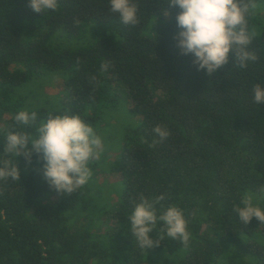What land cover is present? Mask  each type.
<instances>
[{
  "label": "trees",
  "instance_id": "trees-1",
  "mask_svg": "<svg viewBox=\"0 0 264 264\" xmlns=\"http://www.w3.org/2000/svg\"><path fill=\"white\" fill-rule=\"evenodd\" d=\"M133 2L135 26L110 12L109 0H58L46 13L28 0H0V160L20 171L0 180V264H264V224L253 217L244 225L233 210L245 193L264 210V103L253 102V86L264 87V29L250 45L257 62L237 69L230 61L208 77L176 47L178 6ZM248 22L254 30L260 14ZM55 74L63 77L57 107L31 105L42 94L29 87ZM21 110L37 112L33 125L15 122ZM49 113L79 114L94 129L107 122L121 135L115 158L91 161V179L68 196L49 187L36 154L31 164L4 155L7 131L35 135ZM156 125L169 136L152 147ZM103 164L120 181L102 204L93 192ZM141 193L183 210L187 247L161 233L162 222L150 233L163 235L159 247L136 245L129 216Z\"/></svg>",
  "mask_w": 264,
  "mask_h": 264
},
{
  "label": "clouds",
  "instance_id": "clouds-1",
  "mask_svg": "<svg viewBox=\"0 0 264 264\" xmlns=\"http://www.w3.org/2000/svg\"><path fill=\"white\" fill-rule=\"evenodd\" d=\"M166 3L180 9L175 17L179 31L173 39L180 55L193 57L192 64L197 71H205L212 77L230 61H234L233 67L246 69L250 62L259 60L256 52L250 50L256 32L250 31L248 22L258 7L255 0H167ZM109 4L110 12L118 14L124 25L140 23L138 6L133 0H109ZM28 7L36 13L55 11L58 0H28ZM161 15L168 17L170 12L165 8ZM109 66L102 64L101 71H106ZM253 102L264 103V87L260 84L253 86ZM14 120L17 124L33 125L37 112L21 110ZM153 132L159 140H153L152 147L169 136L168 130L160 125H156ZM5 139L4 155H23L31 164L32 156L36 154L37 162H42L39 171L43 179L57 194L67 196L88 183L92 177L89 163L99 159L103 150L102 138L79 114L49 113L36 128L35 135L7 131ZM9 178L20 179L18 165L10 159L0 160V180ZM260 192L264 194V186ZM165 199V195L149 199L141 193L140 202L135 204L129 216L131 235L142 251L160 246L163 235L156 239L150 237L158 222L163 224L161 233L188 246L191 235L188 220L179 207H165ZM157 205L160 206L159 215ZM233 210L244 225L253 217L264 224V210L254 203L251 193H245Z\"/></svg>",
  "mask_w": 264,
  "mask_h": 264
},
{
  "label": "rangeland",
  "instance_id": "rangeland-1",
  "mask_svg": "<svg viewBox=\"0 0 264 264\" xmlns=\"http://www.w3.org/2000/svg\"><path fill=\"white\" fill-rule=\"evenodd\" d=\"M257 5H258V7L256 8L255 13L260 14L261 23L254 27V31L256 33H260L264 29V3H258ZM258 10H260V13ZM62 85H63L62 75L61 74H55L52 77V80L45 83L42 87H39L38 84H36V86H33V85L30 86L29 88H34L35 91L40 92L42 94L41 98H39V99L31 96V98H30V103L32 102L31 105L33 104V106H37V104L43 102L44 104L48 103V105H49V103H53L52 105H55V107H57V105L59 104L58 100H59V98H61L60 95L62 94V90H63ZM27 91H28V88H26L24 90V92L26 94H27ZM29 93H30V91L28 92V94ZM118 116L120 119L117 118L114 120V122L116 123V125H121V123L123 125V123L126 120V116L125 115H118ZM106 123L107 122L103 123L97 129H94V130H96V133L102 138L103 146L105 148H107V150L104 149L103 152H101V154L104 153L103 155L107 159L112 160L115 158V156L117 154L115 149L120 144L119 141H120L121 135H120L119 131H117V128L115 126H113L111 124H106ZM114 131L115 132L117 131L116 134L118 133L119 135H115ZM105 150H106V152H105ZM97 175H98L97 176L98 177L97 182L94 185L95 192H93L95 195L94 198H95V201L100 199L99 202H101L103 204L104 202H108L109 196H111L114 193V189L111 192H109L108 189L112 185L118 184V182L120 181V175L118 173L111 172L108 164H103L101 167V170L98 171ZM101 186H105L106 188L103 190L101 188ZM112 187H114V186H112ZM110 201L114 202L115 198L110 199ZM104 225H106V224H104V223L100 224L99 227L95 229V231H104L106 229V226H104Z\"/></svg>",
  "mask_w": 264,
  "mask_h": 264
}]
</instances>
